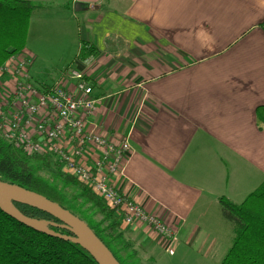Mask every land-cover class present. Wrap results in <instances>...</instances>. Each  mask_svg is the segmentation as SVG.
<instances>
[{"label": "crops", "instance_id": "obj_1", "mask_svg": "<svg viewBox=\"0 0 264 264\" xmlns=\"http://www.w3.org/2000/svg\"><path fill=\"white\" fill-rule=\"evenodd\" d=\"M29 1L43 5L24 46L32 78L82 75L97 101L87 131L133 148L115 183L176 234L166 252L120 221L125 247L140 264H220L233 231L218 199L239 204L264 181V0ZM82 42L98 55L78 59Z\"/></svg>", "mask_w": 264, "mask_h": 264}, {"label": "trees", "instance_id": "obj_2", "mask_svg": "<svg viewBox=\"0 0 264 264\" xmlns=\"http://www.w3.org/2000/svg\"><path fill=\"white\" fill-rule=\"evenodd\" d=\"M42 6L29 0H0V66L10 56L25 52L30 16ZM260 26L264 31V22ZM98 53L93 45L82 42L78 59L86 60L96 57ZM255 117L258 128L264 129V105L256 108ZM46 161L37 155H29L0 138V181L32 191L80 219L118 263L124 264L105 238L107 229L118 231L119 237L122 236L119 231L120 218L89 187L80 184L72 176L59 172L62 189L36 176L35 164ZM66 189H70V193L73 192L74 195H69ZM79 198L85 205L96 208L104 221L109 222L107 229L103 228L102 223L91 220L83 205L77 203ZM218 204L222 216L231 224L233 231L230 248L220 264H264V181L241 203L234 204L221 197ZM9 206L42 228L62 236H75L61 221L43 211L12 201H9ZM0 264L97 262L79 245L35 231L0 209Z\"/></svg>", "mask_w": 264, "mask_h": 264}, {"label": "built area", "instance_id": "obj_3", "mask_svg": "<svg viewBox=\"0 0 264 264\" xmlns=\"http://www.w3.org/2000/svg\"><path fill=\"white\" fill-rule=\"evenodd\" d=\"M31 65L30 56L21 53L0 66V138L29 153L57 157L121 223L148 227L165 242L166 252L172 251L176 234L114 181L133 155L128 138L112 142L86 129L97 104L90 84L77 71L59 83L40 84L30 79Z\"/></svg>", "mask_w": 264, "mask_h": 264}, {"label": "water", "instance_id": "obj_4", "mask_svg": "<svg viewBox=\"0 0 264 264\" xmlns=\"http://www.w3.org/2000/svg\"><path fill=\"white\" fill-rule=\"evenodd\" d=\"M73 8L75 12H82L88 9V5L76 2ZM9 201L33 207L55 217L67 228L72 230L75 236H62L36 225L16 209H11ZM0 209L16 221L35 231L79 245L97 262V264H119L107 247L80 219L32 191L0 181Z\"/></svg>", "mask_w": 264, "mask_h": 264}, {"label": "rangeland", "instance_id": "obj_5", "mask_svg": "<svg viewBox=\"0 0 264 264\" xmlns=\"http://www.w3.org/2000/svg\"><path fill=\"white\" fill-rule=\"evenodd\" d=\"M51 23V22H50ZM46 72L47 76H51L55 71L52 68H48L47 70H43V74ZM66 72V71H65ZM29 76H31V72L29 71ZM32 78V76L30 77V79ZM44 78V77H42ZM32 80L34 82H38L40 84H43L44 82H40L37 79H35L34 77L32 78ZM86 81V80H85ZM46 85V84H44ZM2 139V138H1ZM4 142H6L9 145L14 146L11 143H8L7 141H5L3 139ZM19 148V147H16ZM22 149V148H20ZM24 150V149H23ZM25 151V150H24ZM26 153H28L29 155H37L39 157L44 158V160L46 159L49 162H40L35 164V168H36V176L40 177L41 179H44L46 181H48L49 183L54 184L58 189H62V181L59 175V172L61 171L62 173H66L63 164L60 163V161H58L57 157L53 156L50 157L46 154H41V153H29L28 151H25ZM57 165V166H55ZM48 166V167H47ZM67 174V173H66ZM69 175V174H68ZM78 181V180H77ZM80 184L84 185L82 182L78 181ZM85 186V185H84ZM69 195L73 194L70 193V189H66L65 190ZM74 195V194H73ZM79 204H82L83 207L87 210V214L91 216V220L94 222H98V223H102V226L104 229H107L109 226V222L104 221V218L101 214H99V212L97 211L96 208H91L89 204H84L83 200L81 198L78 199ZM107 234L105 236L106 240H108L110 247L112 248V250L118 255V257L121 259V261L124 264H134V263H140L137 259V257L135 255H133V252L131 249L126 248L124 245V242H126V240L129 238V236L126 234V232L124 230H122L121 226L119 231L122 233V236L119 237V233L118 231H109V229H107ZM110 237V238H109ZM112 237V238H111Z\"/></svg>", "mask_w": 264, "mask_h": 264}]
</instances>
